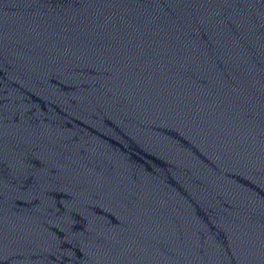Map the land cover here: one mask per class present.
Instances as JSON below:
<instances>
[{
	"label": "water",
	"instance_id": "1",
	"mask_svg": "<svg viewBox=\"0 0 264 264\" xmlns=\"http://www.w3.org/2000/svg\"><path fill=\"white\" fill-rule=\"evenodd\" d=\"M0 264H264V0H0Z\"/></svg>",
	"mask_w": 264,
	"mask_h": 264
}]
</instances>
